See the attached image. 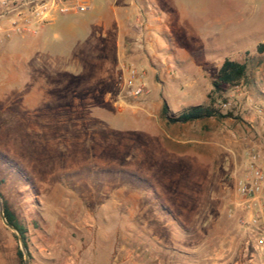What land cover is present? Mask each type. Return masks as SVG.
<instances>
[{
    "label": "rangeland",
    "instance_id": "1",
    "mask_svg": "<svg viewBox=\"0 0 264 264\" xmlns=\"http://www.w3.org/2000/svg\"><path fill=\"white\" fill-rule=\"evenodd\" d=\"M154 1L149 12L168 19L163 28L198 66L164 61L162 42L167 51L152 68L127 60L106 68L88 50L95 40L84 12L0 41V191L26 229L30 264H92L93 222L108 231L165 222L192 239L200 229L216 235L237 176L254 156L264 165V0ZM131 27L147 55L145 22ZM227 59L246 62L247 76L220 99L212 82ZM123 62L145 73L141 97L120 86ZM164 103L176 115L214 105L241 119L170 123ZM18 249L0 220V264H20Z\"/></svg>",
    "mask_w": 264,
    "mask_h": 264
},
{
    "label": "crops",
    "instance_id": "2",
    "mask_svg": "<svg viewBox=\"0 0 264 264\" xmlns=\"http://www.w3.org/2000/svg\"><path fill=\"white\" fill-rule=\"evenodd\" d=\"M77 1L86 4L88 9L84 13L90 14V23L85 22L83 25L95 40V46L88 47V50H91L95 57L99 55L101 60L105 58L106 68H111L123 60L136 61L146 68H152L154 63L160 61L157 52L167 51L160 49L162 42L168 47L169 52L164 61L176 62L178 66L190 67V63L193 64L191 67L198 66L193 57L181 55L183 51L190 53V49H183L171 30L163 28L169 24L168 19L163 25L159 16L154 17L149 12L148 5L157 1ZM62 17L64 16L55 17V25ZM137 20H143L146 24L147 55L145 56L137 52L134 43L135 36L131 25ZM67 28L70 30L71 25ZM184 38L187 43H194L190 32L185 34ZM192 46L196 47L197 44ZM89 59L93 63L100 62ZM259 148L264 150V144ZM237 199L238 194L232 201V208L227 210L225 215L227 220L223 227L217 228L216 235L207 238L204 237L202 229L197 231L198 236L195 239L181 236L177 229L170 228L165 222L135 221L130 231L123 224L117 225L113 231H108L101 223L93 222L89 228V235H92L91 262L92 264H245L246 235L237 223V212L233 209ZM154 223H157L158 227ZM255 243V239L252 238L251 245L254 246Z\"/></svg>",
    "mask_w": 264,
    "mask_h": 264
},
{
    "label": "built area",
    "instance_id": "3",
    "mask_svg": "<svg viewBox=\"0 0 264 264\" xmlns=\"http://www.w3.org/2000/svg\"><path fill=\"white\" fill-rule=\"evenodd\" d=\"M88 6L77 0H0V41L14 35L32 33L58 14L71 11L86 12ZM136 46L143 48V32L136 29ZM120 86L131 97L146 93L145 73L134 63L121 64ZM262 136L264 137V110H260ZM238 199L233 204L238 224L246 235L245 264H264V165L258 156L246 166L236 179ZM252 238L255 245H251Z\"/></svg>",
    "mask_w": 264,
    "mask_h": 264
},
{
    "label": "trees",
    "instance_id": "4",
    "mask_svg": "<svg viewBox=\"0 0 264 264\" xmlns=\"http://www.w3.org/2000/svg\"><path fill=\"white\" fill-rule=\"evenodd\" d=\"M259 49L263 51L264 46L260 44ZM247 70L248 64L246 62L242 63L228 59L225 60L222 63L220 69L218 70L217 77L212 82L214 88L213 92L217 94L218 98H223V87L227 86L229 88H234L238 86L246 78ZM163 114L170 123L181 124H186L197 120H204L209 118H216L217 120H223L226 118H234L236 120L241 119L240 117L235 116L232 112H228L226 114L222 113L219 109L215 108L214 105L191 106L176 115L172 114L169 111L167 104L164 103ZM0 194L3 198L4 210L7 219L10 223H12L15 227L19 229L27 245L26 229L19 222L17 216L10 210L1 191ZM17 256L20 260V264H24V257L20 249H18L17 251Z\"/></svg>",
    "mask_w": 264,
    "mask_h": 264
},
{
    "label": "water",
    "instance_id": "5",
    "mask_svg": "<svg viewBox=\"0 0 264 264\" xmlns=\"http://www.w3.org/2000/svg\"><path fill=\"white\" fill-rule=\"evenodd\" d=\"M0 220L2 224L8 228L16 237L19 243L20 250L22 251L23 257H24V264H30L31 263V255L29 253V250L27 248L26 242L19 231L17 227H15L12 223L9 222L5 215V210H4V202L3 198L0 194Z\"/></svg>",
    "mask_w": 264,
    "mask_h": 264
}]
</instances>
